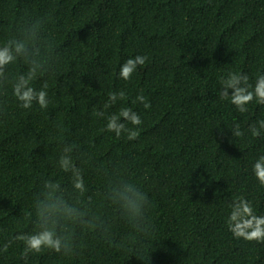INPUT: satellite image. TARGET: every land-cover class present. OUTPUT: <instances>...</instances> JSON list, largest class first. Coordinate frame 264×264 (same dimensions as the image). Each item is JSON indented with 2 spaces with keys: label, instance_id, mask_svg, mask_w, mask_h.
I'll return each instance as SVG.
<instances>
[{
  "label": "trees",
  "instance_id": "1",
  "mask_svg": "<svg viewBox=\"0 0 264 264\" xmlns=\"http://www.w3.org/2000/svg\"><path fill=\"white\" fill-rule=\"evenodd\" d=\"M35 17L47 18L53 59L34 85L48 83L50 103L23 109L10 84L0 96V246L32 231L44 180L69 185L57 161L74 144L90 192L103 193L110 177L135 181L151 201L155 230L137 244L98 197L122 247L89 234L73 255L45 250L27 264H145L139 258L148 257V264H264V243L234 238L227 225L240 198L264 215V185L252 172L264 132L248 130L264 119V105L253 101L241 113L220 97L228 73H246L253 85L264 73V0H0V43ZM136 55L148 59L125 81L120 66ZM23 71L22 61L7 69L10 79ZM120 90L126 99L105 109L108 94ZM141 93L150 108L133 103ZM123 107L143 121L136 140L104 130ZM236 124L242 137L231 132ZM22 250L13 241L0 264H25Z\"/></svg>",
  "mask_w": 264,
  "mask_h": 264
},
{
  "label": "clouds",
  "instance_id": "2",
  "mask_svg": "<svg viewBox=\"0 0 264 264\" xmlns=\"http://www.w3.org/2000/svg\"><path fill=\"white\" fill-rule=\"evenodd\" d=\"M46 23L45 17L24 20L17 26L14 35L0 43V96L7 94V86L10 84L12 96L23 109H31L36 104L46 110L50 103L48 83L45 81L40 88L34 85L43 73L51 71L52 43L44 35ZM147 59V56L136 55L125 60L120 66V78L130 80L138 66H143ZM18 61L26 65V71L10 79L7 69ZM220 97L230 100L241 113L247 112V106L253 101L264 105V73L257 76L254 85L249 83L246 73H228L227 78L222 80ZM118 99H126L123 90L110 92L104 108L111 107ZM136 102L143 104L145 109L151 107L143 93L135 97L133 103ZM0 111H3L2 107ZM97 115L104 117V111H98ZM142 122L140 115L131 107H123L118 113L107 117L104 130L115 133L117 137L127 133V139L132 141L139 137L138 129ZM128 124L133 127L129 128ZM248 130L253 137H259L264 132V119L250 124ZM231 132L236 137L244 135L239 124ZM76 148L74 144H65L57 161L60 169L70 173L69 185L65 186L57 180H44L40 191L34 196L32 231L16 234L0 246V253H7L13 241H20L23 244L21 256L25 264L30 254H39L45 250L69 256L75 254L82 238L89 234L117 248L122 247L121 243L114 240V220L97 207L98 197L116 210L120 221L130 226L131 239L136 240L137 244L140 243L139 238L148 237L154 232L155 226L149 215L152 204L148 194L135 181L120 176L108 178L103 193L90 192L84 171L74 162ZM252 172L258 182L264 185V154L255 159ZM231 209L227 225L233 237L264 243V215H257L252 203L246 198L234 200ZM139 259L145 261V264L150 261V257Z\"/></svg>",
  "mask_w": 264,
  "mask_h": 264
}]
</instances>
